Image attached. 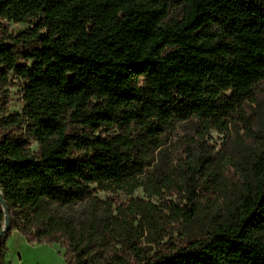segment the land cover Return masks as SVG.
I'll use <instances>...</instances> for the list:
<instances>
[{"label": "trees", "instance_id": "1", "mask_svg": "<svg viewBox=\"0 0 264 264\" xmlns=\"http://www.w3.org/2000/svg\"><path fill=\"white\" fill-rule=\"evenodd\" d=\"M0 20V264L11 231L63 246L68 264H264V121L248 112L264 83V0H0ZM10 77L21 113L7 112ZM235 117L249 169L204 238L149 257L58 212L143 175L178 123L223 133Z\"/></svg>", "mask_w": 264, "mask_h": 264}, {"label": "rangeland", "instance_id": "2", "mask_svg": "<svg viewBox=\"0 0 264 264\" xmlns=\"http://www.w3.org/2000/svg\"><path fill=\"white\" fill-rule=\"evenodd\" d=\"M4 24L0 20V25ZM10 28L16 34L28 25L10 24ZM10 78L7 112L21 113L22 84ZM248 112L264 121V83L258 86ZM243 136V124L236 117L223 133L216 129L206 133L195 121L178 123L143 175L106 189L91 186V201L60 208L58 212L71 219L80 234L95 229L100 239L107 237L110 244L117 246L127 238L149 257L204 238L212 224L224 216V196L232 190L234 193L241 174L249 169V159L242 150ZM23 138L31 151H37L31 137ZM201 146L208 153H203ZM199 154L205 158L203 162H198ZM192 189L193 202L188 201L186 192ZM5 248L6 264H68L63 246L29 243L16 231L7 236ZM108 248H99L102 262L108 256Z\"/></svg>", "mask_w": 264, "mask_h": 264}, {"label": "water", "instance_id": "3", "mask_svg": "<svg viewBox=\"0 0 264 264\" xmlns=\"http://www.w3.org/2000/svg\"><path fill=\"white\" fill-rule=\"evenodd\" d=\"M0 203H1V206H2V209H3V212L5 214V218H6L5 204H4L3 199H2L1 196H0ZM7 226H8V221H7V219H5L4 226H3V229H2V231L0 233V236L7 230Z\"/></svg>", "mask_w": 264, "mask_h": 264}]
</instances>
